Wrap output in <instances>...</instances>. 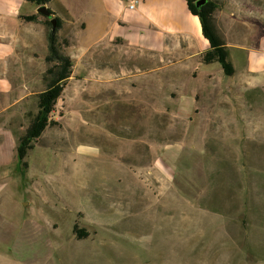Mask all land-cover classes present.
I'll return each mask as SVG.
<instances>
[{
    "label": "rangeland",
    "instance_id": "1",
    "mask_svg": "<svg viewBox=\"0 0 264 264\" xmlns=\"http://www.w3.org/2000/svg\"><path fill=\"white\" fill-rule=\"evenodd\" d=\"M131 1L53 0L45 16L0 0L19 11L0 17V264H264V72L247 66L264 55V0H210L236 70L211 79L168 52L178 40L157 13L182 0ZM56 19L72 75L24 177L18 141L58 65Z\"/></svg>",
    "mask_w": 264,
    "mask_h": 264
},
{
    "label": "trees",
    "instance_id": "2",
    "mask_svg": "<svg viewBox=\"0 0 264 264\" xmlns=\"http://www.w3.org/2000/svg\"><path fill=\"white\" fill-rule=\"evenodd\" d=\"M35 4L38 8L45 6L53 0H25ZM203 0H186L190 13L200 20L203 36L210 43V50L203 54L202 62L206 65L220 64L227 77H233L236 73L234 65L229 61L227 46L219 37L214 27V12L217 4L207 0L200 7L198 3ZM52 14V13H51ZM28 20L36 21L38 15L27 17ZM56 25L49 33L50 61L58 63L53 71H50L51 79L47 89L40 95L39 110L31 121L26 133L19 138L17 146V159L20 172L25 177L30 168L28 157L51 123V115L64 91L65 82L72 75V60L60 53L57 49V30L62 25V20L56 19Z\"/></svg>",
    "mask_w": 264,
    "mask_h": 264
},
{
    "label": "crops",
    "instance_id": "3",
    "mask_svg": "<svg viewBox=\"0 0 264 264\" xmlns=\"http://www.w3.org/2000/svg\"><path fill=\"white\" fill-rule=\"evenodd\" d=\"M180 3L179 0H175ZM183 7L181 12L177 11L170 2H166L164 7L159 9L158 15L162 16L166 25L174 27V30L168 31L170 36H174L176 40L175 45L169 47L164 45L163 47L159 45H127L134 44L132 41L125 37H119L121 39L124 47H134L137 50L143 49L146 52H150L156 55L171 52L173 48L180 51L181 55H184L188 60L186 63L188 67L194 68L193 74L197 73L199 79H204L208 77L213 78L214 75L221 78L226 76L220 64H209L206 65L202 62V56L204 53L210 50V43L203 36L202 26L200 20L193 16L188 10L186 0H182ZM137 10V9H136ZM18 10H9L0 14V17H10L18 14ZM37 12V11H36ZM258 45H264V37L261 41L257 42ZM260 48V47H259ZM260 50H250L248 53L247 66L248 71L251 73H261L264 72V55ZM197 58V60H194ZM196 63V64H195ZM210 68H214L211 70ZM208 128L210 129H222V128H235L236 123L230 122H218L209 121Z\"/></svg>",
    "mask_w": 264,
    "mask_h": 264
},
{
    "label": "bare ground",
    "instance_id": "4",
    "mask_svg": "<svg viewBox=\"0 0 264 264\" xmlns=\"http://www.w3.org/2000/svg\"><path fill=\"white\" fill-rule=\"evenodd\" d=\"M152 101H153V100H152ZM78 140H79L80 142L85 141V142H88V143H90V142L96 143V141H94V140L91 141L90 138H89V137H85V135H80V136H78ZM97 156H98V157H97ZM93 157H96V158H92V159H91V162H92V163H94L93 160H95V159H99V158L102 157V156H101L100 154H99V155L95 154V155H93ZM100 164H101V166L98 167V170L107 168V162H105V160H103L102 163H100ZM96 172H97L96 169H95V168H92L91 175H94Z\"/></svg>",
    "mask_w": 264,
    "mask_h": 264
},
{
    "label": "water",
    "instance_id": "5",
    "mask_svg": "<svg viewBox=\"0 0 264 264\" xmlns=\"http://www.w3.org/2000/svg\"><path fill=\"white\" fill-rule=\"evenodd\" d=\"M206 2L207 0H203L202 2L198 3L197 6L200 7L202 4H205ZM39 12L45 16H50L51 14L45 7L39 8Z\"/></svg>",
    "mask_w": 264,
    "mask_h": 264
},
{
    "label": "built area",
    "instance_id": "6",
    "mask_svg": "<svg viewBox=\"0 0 264 264\" xmlns=\"http://www.w3.org/2000/svg\"><path fill=\"white\" fill-rule=\"evenodd\" d=\"M138 5H139V1L133 0V1H131L130 5H129V9L136 10Z\"/></svg>",
    "mask_w": 264,
    "mask_h": 264
}]
</instances>
